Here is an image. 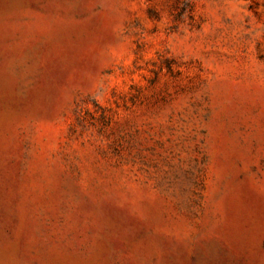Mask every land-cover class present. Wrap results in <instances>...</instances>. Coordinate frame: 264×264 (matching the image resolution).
I'll use <instances>...</instances> for the list:
<instances>
[{
    "label": "rangeland",
    "instance_id": "obj_1",
    "mask_svg": "<svg viewBox=\"0 0 264 264\" xmlns=\"http://www.w3.org/2000/svg\"><path fill=\"white\" fill-rule=\"evenodd\" d=\"M0 264H264V0H0Z\"/></svg>",
    "mask_w": 264,
    "mask_h": 264
}]
</instances>
